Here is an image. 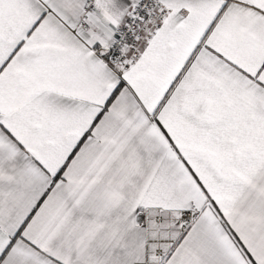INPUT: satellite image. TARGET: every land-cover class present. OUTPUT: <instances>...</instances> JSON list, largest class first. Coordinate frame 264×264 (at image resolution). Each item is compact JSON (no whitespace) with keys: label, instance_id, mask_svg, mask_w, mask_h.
<instances>
[{"label":"snow or ice","instance_id":"snow-or-ice-1","mask_svg":"<svg viewBox=\"0 0 264 264\" xmlns=\"http://www.w3.org/2000/svg\"><path fill=\"white\" fill-rule=\"evenodd\" d=\"M0 264H264V0H0Z\"/></svg>","mask_w":264,"mask_h":264}]
</instances>
